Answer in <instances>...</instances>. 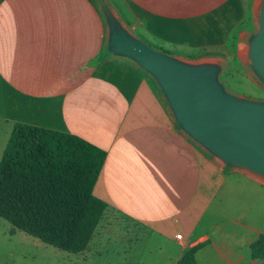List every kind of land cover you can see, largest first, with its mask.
Here are the masks:
<instances>
[{
  "label": "crops",
  "instance_id": "0c3cea01",
  "mask_svg": "<svg viewBox=\"0 0 264 264\" xmlns=\"http://www.w3.org/2000/svg\"><path fill=\"white\" fill-rule=\"evenodd\" d=\"M111 3L133 37L181 58L220 53L252 11L250 0ZM105 38L101 0H0V163L17 123L106 152L93 193L107 209L74 254L79 264H135L136 252L142 264H179L198 246L195 264H254L263 182L229 172L192 140L150 78L109 54ZM0 227V243L17 237Z\"/></svg>",
  "mask_w": 264,
  "mask_h": 264
},
{
  "label": "trees",
  "instance_id": "16d2710c",
  "mask_svg": "<svg viewBox=\"0 0 264 264\" xmlns=\"http://www.w3.org/2000/svg\"><path fill=\"white\" fill-rule=\"evenodd\" d=\"M105 160L77 136L15 124L0 163V218L57 250L84 252L107 209L93 193ZM199 248L179 264H195ZM251 250L264 261V235Z\"/></svg>",
  "mask_w": 264,
  "mask_h": 264
},
{
  "label": "water",
  "instance_id": "95a60500",
  "mask_svg": "<svg viewBox=\"0 0 264 264\" xmlns=\"http://www.w3.org/2000/svg\"><path fill=\"white\" fill-rule=\"evenodd\" d=\"M105 13L111 29L109 49L135 60L157 79L181 128L225 164L264 177V103L226 93L216 66L189 65L156 51ZM259 26L249 62L264 82V0Z\"/></svg>",
  "mask_w": 264,
  "mask_h": 264
},
{
  "label": "rangeland",
  "instance_id": "374dc122",
  "mask_svg": "<svg viewBox=\"0 0 264 264\" xmlns=\"http://www.w3.org/2000/svg\"><path fill=\"white\" fill-rule=\"evenodd\" d=\"M101 3L103 7V17L106 24L105 46L108 48L109 54L118 58L119 60L131 64L138 71L147 75L161 95L165 98L169 107H171L163 88L151 73L143 69L135 60L116 55L111 52L109 49L111 29L105 9L111 13L114 18H117V16L116 12L112 13L111 0H101ZM250 7L252 11L248 12L246 21L240 28L236 29V33L232 36V38H230V41L220 53H207L196 58H181V53L178 52H170L166 54L189 65L208 64L211 66H216L220 71L218 76L219 82L222 84L226 93L242 100L264 103V82L257 75L252 64L243 58V50L250 48L251 41L258 33L260 27L259 1L250 0ZM244 31L246 32V43L242 44L241 48L239 49V35ZM198 145L205 149L201 144L198 143ZM205 150L212 157H215V155L209 152L207 149ZM220 161L223 163V165H225L224 161ZM227 170L232 173L236 172L244 174L248 177L252 176L253 178L262 181L264 185L263 176L256 174L246 168L227 165ZM0 221L6 223L7 227H12L11 224L4 219L0 218ZM0 228L3 230V227ZM133 254L137 255V262H135V264H142L141 257L144 253L136 252ZM109 256L111 257L112 253H109ZM79 260L80 256H75L74 254L63 252L51 246L45 245L40 240L33 238L22 231H18L17 237L13 238L11 241L0 243V264H79ZM254 264H264V261L256 260Z\"/></svg>",
  "mask_w": 264,
  "mask_h": 264
},
{
  "label": "bare ground",
  "instance_id": "6f19581e",
  "mask_svg": "<svg viewBox=\"0 0 264 264\" xmlns=\"http://www.w3.org/2000/svg\"><path fill=\"white\" fill-rule=\"evenodd\" d=\"M259 1V7H261L262 3H263V0H258ZM258 12V11H257ZM260 13V12H259ZM243 58L246 60V61H249V57H250V49H245L243 50Z\"/></svg>",
  "mask_w": 264,
  "mask_h": 264
},
{
  "label": "built area",
  "instance_id": "2783aa9c",
  "mask_svg": "<svg viewBox=\"0 0 264 264\" xmlns=\"http://www.w3.org/2000/svg\"><path fill=\"white\" fill-rule=\"evenodd\" d=\"M182 238H183V235H182V234H178V235H176V239H177V240L181 241Z\"/></svg>",
  "mask_w": 264,
  "mask_h": 264
}]
</instances>
